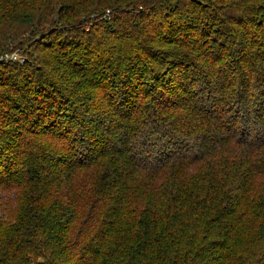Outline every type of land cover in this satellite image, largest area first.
Here are the masks:
<instances>
[{
	"label": "trees",
	"instance_id": "16d2710c",
	"mask_svg": "<svg viewBox=\"0 0 264 264\" xmlns=\"http://www.w3.org/2000/svg\"><path fill=\"white\" fill-rule=\"evenodd\" d=\"M1 56L0 264H264V0H0Z\"/></svg>",
	"mask_w": 264,
	"mask_h": 264
},
{
	"label": "rangeland",
	"instance_id": "374dc122",
	"mask_svg": "<svg viewBox=\"0 0 264 264\" xmlns=\"http://www.w3.org/2000/svg\"><path fill=\"white\" fill-rule=\"evenodd\" d=\"M3 57H4V56H1L0 59L2 60ZM11 57L16 58V59H17L16 62H18V63H23V61H24V59H25V57H24L20 52H19V53H12V54H11ZM4 59H5V60H10V61H11V59H7V58H4ZM9 196H12V195H9ZM0 197H7V195L0 194Z\"/></svg>",
	"mask_w": 264,
	"mask_h": 264
},
{
	"label": "built area",
	"instance_id": "2783aa9c",
	"mask_svg": "<svg viewBox=\"0 0 264 264\" xmlns=\"http://www.w3.org/2000/svg\"><path fill=\"white\" fill-rule=\"evenodd\" d=\"M7 59H11V60H16L17 61V59L16 58H14V57H6Z\"/></svg>",
	"mask_w": 264,
	"mask_h": 264
}]
</instances>
